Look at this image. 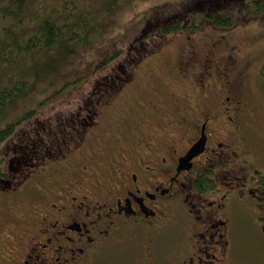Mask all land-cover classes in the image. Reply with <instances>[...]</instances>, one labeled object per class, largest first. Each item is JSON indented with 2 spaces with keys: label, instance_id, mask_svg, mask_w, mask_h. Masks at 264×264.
Instances as JSON below:
<instances>
[{
  "label": "flooded vegetation",
  "instance_id": "af4514ba",
  "mask_svg": "<svg viewBox=\"0 0 264 264\" xmlns=\"http://www.w3.org/2000/svg\"><path fill=\"white\" fill-rule=\"evenodd\" d=\"M254 25L264 39V24ZM139 50L149 56L133 63L152 61L148 46ZM238 52L205 56L194 72L190 59L177 61L170 82L190 79L196 106L172 92L120 110L118 96L138 94L123 71L34 142L30 163L19 146L1 167L0 264H264V148L250 134Z\"/></svg>",
  "mask_w": 264,
  "mask_h": 264
},
{
  "label": "rangeland",
  "instance_id": "374dc122",
  "mask_svg": "<svg viewBox=\"0 0 264 264\" xmlns=\"http://www.w3.org/2000/svg\"><path fill=\"white\" fill-rule=\"evenodd\" d=\"M239 1L231 8L235 25L226 33L205 26L213 23L205 19L203 14H199L197 10L200 9L195 0H134L130 5L114 12L104 20L106 33L99 41L77 54V57L65 65L56 76L37 84L26 102L21 104L23 110L36 109V116L20 125L13 136L0 145L1 167L4 170L11 167V159L17 155L15 151H19L18 146L23 145L25 139L31 137L36 143L50 140L49 132H54L58 123L74 117L78 104L85 102L94 86L110 85L111 76L115 74L120 79L122 75L126 77L123 71L131 76L130 85L138 94L130 99L124 95L118 96L120 98L116 99L115 107L120 110L133 107L139 97L153 102L164 100L165 96L171 95L172 92L182 97L188 105L196 106L198 101L192 96L191 80L184 79L182 84L173 86L170 82V78L175 77L172 68L178 60L187 58L190 59L191 72H194L205 56L212 54L215 59L220 58L234 46L239 48L236 53L237 66L247 70L240 86L253 112L249 122L253 127L250 134L263 149L264 74L259 76L260 80L256 74L261 72L264 63V39H259L262 42L258 40L254 24H264V14H251L252 8L245 1ZM176 20L182 24L204 25H197L196 28L188 30L179 27V31L166 34L162 38L156 34V26L163 27ZM145 30L149 34L138 40L145 34ZM187 37L189 38L186 39ZM218 37L224 39L213 49L212 44L216 43ZM153 44H156L153 46L155 50L151 48ZM142 46H148L156 55H153L152 61L144 59L142 63H133L131 59L136 57L138 60V55L141 59L149 56L139 50ZM113 56L115 58L108 62ZM152 76L158 78L159 82H155ZM78 78L81 81L75 88L60 95H53L65 83ZM122 86L124 89L128 87L124 84Z\"/></svg>",
  "mask_w": 264,
  "mask_h": 264
},
{
  "label": "trees",
  "instance_id": "16d2710c",
  "mask_svg": "<svg viewBox=\"0 0 264 264\" xmlns=\"http://www.w3.org/2000/svg\"><path fill=\"white\" fill-rule=\"evenodd\" d=\"M132 1L0 0V145L8 141L20 125L36 116V109L21 107L35 86L56 76L77 54L99 41L106 33L104 20ZM244 1L253 5L254 15L264 14V0ZM195 2L200 8L197 11L205 19L230 27L234 24L231 8L240 1ZM168 24L176 25L162 29L164 35L179 31L182 22L176 20ZM80 81L78 78L65 83L53 95L72 90ZM31 139L24 140L18 154L28 163L34 158Z\"/></svg>",
  "mask_w": 264,
  "mask_h": 264
},
{
  "label": "water",
  "instance_id": "95a60500",
  "mask_svg": "<svg viewBox=\"0 0 264 264\" xmlns=\"http://www.w3.org/2000/svg\"><path fill=\"white\" fill-rule=\"evenodd\" d=\"M201 150V143L199 142L198 144L194 145L191 150L189 151L187 155V159H190L191 157L197 155Z\"/></svg>",
  "mask_w": 264,
  "mask_h": 264
}]
</instances>
